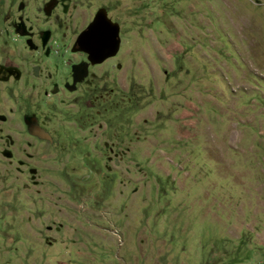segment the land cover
Wrapping results in <instances>:
<instances>
[{"label":"rangeland","instance_id":"374dc122","mask_svg":"<svg viewBox=\"0 0 264 264\" xmlns=\"http://www.w3.org/2000/svg\"><path fill=\"white\" fill-rule=\"evenodd\" d=\"M4 1L9 38L19 3L35 27L63 10L71 39L106 5L119 50L92 71L115 75L120 151L104 123L28 147L0 85V264H264V0Z\"/></svg>","mask_w":264,"mask_h":264},{"label":"flooded vegetation","instance_id":"af4514ba","mask_svg":"<svg viewBox=\"0 0 264 264\" xmlns=\"http://www.w3.org/2000/svg\"><path fill=\"white\" fill-rule=\"evenodd\" d=\"M62 5L66 7V4ZM0 8L2 19L5 21L6 16V20L10 21L11 6L6 1L0 0ZM16 8L18 12L13 11V14L17 13L16 21L8 25L10 32L14 34L13 38L6 35L7 30L2 25L0 26V43H5L7 39L14 40L15 36L18 41L27 45L26 52H29V56L21 60L19 54L12 50L8 55L16 54L15 57H4L1 52L3 48L0 47V85L5 92L15 94L17 101L14 110L15 119L26 135V145L32 147L34 143H39L56 146V150L60 152L63 146L69 150V145L74 140V130L86 131L93 135L94 129L99 130L102 123L109 128L112 123L103 122L102 117L109 116L107 112L113 113L116 95H114V87H111L116 81L115 75H108L111 77V85L106 87L109 85L107 80L108 83L106 82L103 87L102 72L92 71V68L102 65L113 57L106 59L103 63L92 64L86 53L78 51L77 43L78 36L87 29L101 9L105 10L111 22L118 24L116 20L108 16L106 5L97 7L90 20H87L88 22L72 39L69 35L68 21L63 18L65 13L63 10L51 11L54 12L51 14L53 16L51 23L35 27L25 24V20L22 19L21 13L25 11L23 4L19 3ZM119 33H121L120 26ZM116 67L120 68V65ZM103 105H107L108 108L102 110ZM8 112L12 113V109H8ZM0 116L4 115L0 114ZM6 121L5 117V120L0 122ZM113 124L104 137L109 142L104 143V147L110 156H107L109 161L112 158L114 164H117L120 148L114 121ZM31 130L38 132L41 138L32 135ZM7 140L8 145L12 146L13 140L10 136H7ZM79 142L85 143L82 140ZM3 152L9 154L5 157L8 159L15 156L9 149ZM123 153L122 150L121 154ZM20 165L27 166L26 162L21 161ZM28 173H30V181L34 182L32 177L37 174V169L28 168Z\"/></svg>","mask_w":264,"mask_h":264},{"label":"water","instance_id":"95a60500","mask_svg":"<svg viewBox=\"0 0 264 264\" xmlns=\"http://www.w3.org/2000/svg\"><path fill=\"white\" fill-rule=\"evenodd\" d=\"M79 44L78 51L87 54L88 60L92 64L103 63L106 59L114 57L119 49V25L111 22L104 9L99 10L87 29L77 38ZM5 117L0 116V121ZM32 135L39 136L38 132L30 131ZM5 157L9 154L3 152Z\"/></svg>","mask_w":264,"mask_h":264}]
</instances>
